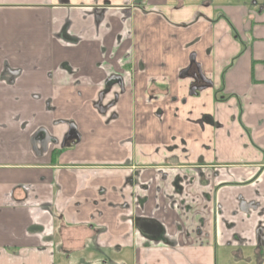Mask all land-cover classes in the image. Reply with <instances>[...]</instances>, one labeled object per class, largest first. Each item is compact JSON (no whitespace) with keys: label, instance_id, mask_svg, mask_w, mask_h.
I'll return each mask as SVG.
<instances>
[{"label":"crops","instance_id":"obj_1","mask_svg":"<svg viewBox=\"0 0 264 264\" xmlns=\"http://www.w3.org/2000/svg\"><path fill=\"white\" fill-rule=\"evenodd\" d=\"M261 217L264 6L0 0V264H253Z\"/></svg>","mask_w":264,"mask_h":264},{"label":"flooded vegetation","instance_id":"obj_2","mask_svg":"<svg viewBox=\"0 0 264 264\" xmlns=\"http://www.w3.org/2000/svg\"><path fill=\"white\" fill-rule=\"evenodd\" d=\"M70 127H72V126H70ZM69 136L70 137L71 136L73 137L74 135H71V133H70V134H68V137ZM259 214H261V213H259ZM261 221L264 222V217H261ZM263 231L264 230H262V229H258L256 231V233H255L256 246H259L261 243H264V234H263ZM250 260H253V264H264V255L259 254L257 256H253V259H250Z\"/></svg>","mask_w":264,"mask_h":264},{"label":"rangeland","instance_id":"obj_3","mask_svg":"<svg viewBox=\"0 0 264 264\" xmlns=\"http://www.w3.org/2000/svg\"><path fill=\"white\" fill-rule=\"evenodd\" d=\"M193 2V0H191ZM194 1H200V0H194ZM211 2V6L213 4H225L228 2H233V3H243V2H250V3H256V5L260 8L264 6V0H209ZM219 13V12H218ZM236 168V167H235ZM258 214V213H257ZM254 216V215H253ZM256 216V215H255ZM254 216V220H255ZM252 219V218H251ZM253 220V219H252ZM257 222V221H256ZM253 263V260L251 261ZM241 264H246L245 262H241Z\"/></svg>","mask_w":264,"mask_h":264},{"label":"trees","instance_id":"obj_4","mask_svg":"<svg viewBox=\"0 0 264 264\" xmlns=\"http://www.w3.org/2000/svg\"><path fill=\"white\" fill-rule=\"evenodd\" d=\"M222 16L225 18L227 24L229 25V27H230V29H231V33H232L234 39L240 41V40H239L238 33H237V31H236V28H235V26L232 24V22L230 21V19H229L228 17H226L225 15H222ZM240 43L242 44V46L244 45L241 41H240ZM238 57H239V56H236L226 68L231 67V66L233 65V63L235 62V60H236ZM253 62H254V61H252V63H253Z\"/></svg>","mask_w":264,"mask_h":264},{"label":"water","instance_id":"obj_5","mask_svg":"<svg viewBox=\"0 0 264 264\" xmlns=\"http://www.w3.org/2000/svg\"><path fill=\"white\" fill-rule=\"evenodd\" d=\"M193 88H194V91L196 93V90L195 89H197V88L200 89L201 87L194 86Z\"/></svg>","mask_w":264,"mask_h":264}]
</instances>
